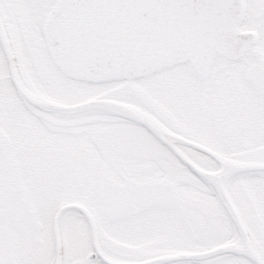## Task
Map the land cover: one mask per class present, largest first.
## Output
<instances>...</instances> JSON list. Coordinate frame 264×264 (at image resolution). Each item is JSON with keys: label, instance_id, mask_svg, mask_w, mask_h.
Masks as SVG:
<instances>
[{"label": "snow or ice", "instance_id": "6c2138e0", "mask_svg": "<svg viewBox=\"0 0 264 264\" xmlns=\"http://www.w3.org/2000/svg\"><path fill=\"white\" fill-rule=\"evenodd\" d=\"M0 264H264V0H0Z\"/></svg>", "mask_w": 264, "mask_h": 264}]
</instances>
